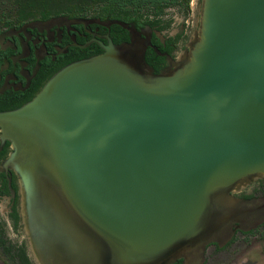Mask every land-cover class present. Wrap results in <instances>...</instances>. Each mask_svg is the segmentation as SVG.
<instances>
[{
    "label": "water",
    "instance_id": "1",
    "mask_svg": "<svg viewBox=\"0 0 264 264\" xmlns=\"http://www.w3.org/2000/svg\"><path fill=\"white\" fill-rule=\"evenodd\" d=\"M55 20L129 41L73 44L103 52L0 113V171L18 179L33 263L173 264L258 216L264 197L235 194L264 179V0H201L187 50L161 54L158 74L145 60L156 30Z\"/></svg>",
    "mask_w": 264,
    "mask_h": 264
},
{
    "label": "flooded vegetation",
    "instance_id": "2",
    "mask_svg": "<svg viewBox=\"0 0 264 264\" xmlns=\"http://www.w3.org/2000/svg\"><path fill=\"white\" fill-rule=\"evenodd\" d=\"M60 17L68 18L66 16H53L44 20H30L21 25L9 24L4 19H0V113L15 110L29 102L54 73L67 64L76 61V59L69 60L73 55H68L70 48H79L73 44L84 45L94 38L107 44L103 36L108 35L110 37L111 28L107 30L95 24L88 25L86 28L82 25H66L62 20L56 27H52L53 22L47 25L51 19ZM94 19L97 18H85V20ZM31 23H34L35 26H27ZM136 29L139 31L142 28ZM93 33L97 36L92 35ZM154 35L153 33L150 43ZM78 37H81L84 42L78 43ZM178 37L179 35L176 34L172 39L175 40ZM110 39L112 40L111 37ZM169 39H159L163 49H167ZM179 39L177 43L170 45V53H158V56L164 59V65L159 72L167 67L166 58L161 54H167L175 59L174 54ZM92 45H97L103 52L97 42H92L87 47ZM153 48L151 43L148 49ZM59 57L62 58L58 60ZM4 149H6V153L1 156ZM10 152V144L6 142L0 150V165ZM19 196L18 179L14 172L12 170L0 171V223L5 235L9 231L13 239L19 238V244L14 246L24 245L20 231ZM236 233H239V230H236ZM6 240L8 241L7 237ZM209 247L214 246L210 245ZM27 256L29 257L28 253ZM30 262H32L31 259ZM177 262L175 264H180L181 260Z\"/></svg>",
    "mask_w": 264,
    "mask_h": 264
},
{
    "label": "trees",
    "instance_id": "3",
    "mask_svg": "<svg viewBox=\"0 0 264 264\" xmlns=\"http://www.w3.org/2000/svg\"><path fill=\"white\" fill-rule=\"evenodd\" d=\"M190 4L191 0H3L0 2V19H4L9 24L21 25L30 20H44L53 16H66L70 19L92 17L101 21H121L126 24H134L138 29L148 26L153 30L162 32L170 26L169 20L164 19L166 11L176 9L183 14H188ZM79 28L81 30V27ZM110 37L115 44H119L128 41V32L120 26L113 25L111 26ZM178 39L179 37L175 40L170 38L167 49H163L159 38L155 35L152 37L151 43L154 48L147 49L145 60L154 69L155 74H158L164 65V59L159 57L158 53H170V45L177 43ZM77 42L83 43L84 41L78 37ZM101 52L97 45H92L85 49L70 48L68 55H73L69 60L76 59L77 61L98 55ZM60 58L62 57H59L58 60ZM3 152L1 156H4L6 149ZM256 192L264 196V181ZM0 245L3 249L14 252L19 263L32 264L24 245H10L6 240L1 223ZM8 245L11 246L10 250Z\"/></svg>",
    "mask_w": 264,
    "mask_h": 264
},
{
    "label": "rangeland",
    "instance_id": "4",
    "mask_svg": "<svg viewBox=\"0 0 264 264\" xmlns=\"http://www.w3.org/2000/svg\"><path fill=\"white\" fill-rule=\"evenodd\" d=\"M1 1L3 0H0V2ZM200 2L201 0H192L188 14H183L181 11L176 9H168L164 19L169 20V28L162 32L156 30L162 40L172 38L176 34L179 35L180 39L177 44L176 53L174 54L175 59L173 60H176V58L187 50V46L191 41V38L198 29L197 23ZM60 21L61 20H55L52 27H56ZM34 26V23L29 24V27ZM263 181L264 179H261L250 183L242 190V192L235 194V197L243 201H249L252 198H255V200L262 199L263 196L259 192H256V190ZM248 201H246V204ZM250 203V206L253 204L254 206H258L259 214L256 217H241L240 220H242V226L239 233H236V230L234 232L229 230L216 243H211L205 247L197 248L195 251L191 250L189 252H183L180 264H264V224L262 223L264 210L260 209L261 206L264 205V202L253 201ZM20 210L21 205L19 200V213ZM20 231L24 239L23 244L25 245L27 253L32 260L28 251V238L26 235L25 225L22 223V220L20 224ZM6 237L8 238L10 245L19 244V238L13 239L9 231L6 232ZM10 245H8L9 250L11 247ZM210 245H213L214 247H209ZM0 264L21 263L16 260L14 252L12 253L7 251L0 245ZM32 264L35 263L32 261Z\"/></svg>",
    "mask_w": 264,
    "mask_h": 264
}]
</instances>
